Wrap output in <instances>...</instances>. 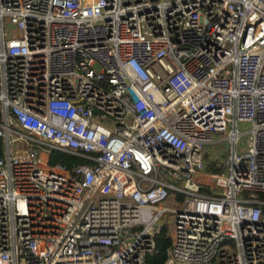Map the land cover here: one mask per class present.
Masks as SVG:
<instances>
[{"label":"built area","instance_id":"2783aa9c","mask_svg":"<svg viewBox=\"0 0 264 264\" xmlns=\"http://www.w3.org/2000/svg\"><path fill=\"white\" fill-rule=\"evenodd\" d=\"M0 140V264H264V0H0Z\"/></svg>","mask_w":264,"mask_h":264},{"label":"trees","instance_id":"16d2710c","mask_svg":"<svg viewBox=\"0 0 264 264\" xmlns=\"http://www.w3.org/2000/svg\"><path fill=\"white\" fill-rule=\"evenodd\" d=\"M2 141L0 140V145ZM2 149L0 148V156H2ZM49 160L53 164H63L68 169H71L76 164L88 163L90 160L83 156L72 155L61 150L54 149L49 157ZM223 166L217 165L215 161L209 160L207 162V170L209 171H222ZM264 198V194L260 195ZM182 199L183 196L179 195ZM173 240L169 232V228L166 225L160 233L156 236V248L153 252L149 253L146 257V264H165L170 255V249L172 247Z\"/></svg>","mask_w":264,"mask_h":264},{"label":"rangeland","instance_id":"374dc122","mask_svg":"<svg viewBox=\"0 0 264 264\" xmlns=\"http://www.w3.org/2000/svg\"><path fill=\"white\" fill-rule=\"evenodd\" d=\"M216 138H218V135H216ZM207 150H208V152L210 154V157L219 158L217 161H215L217 165H218V161L219 160H223V157L225 156V145L218 146V145L210 144L207 147Z\"/></svg>","mask_w":264,"mask_h":264},{"label":"water","instance_id":"95a60500","mask_svg":"<svg viewBox=\"0 0 264 264\" xmlns=\"http://www.w3.org/2000/svg\"><path fill=\"white\" fill-rule=\"evenodd\" d=\"M248 161H249V159H248V158H246V159L244 160V162H247V163H248Z\"/></svg>","mask_w":264,"mask_h":264}]
</instances>
